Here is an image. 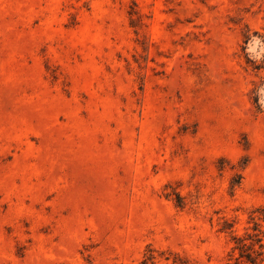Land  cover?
<instances>
[{
  "label": "rangeland",
  "instance_id": "1",
  "mask_svg": "<svg viewBox=\"0 0 264 264\" xmlns=\"http://www.w3.org/2000/svg\"><path fill=\"white\" fill-rule=\"evenodd\" d=\"M254 233L264 264V0H0V264H246Z\"/></svg>",
  "mask_w": 264,
  "mask_h": 264
},
{
  "label": "trees",
  "instance_id": "2",
  "mask_svg": "<svg viewBox=\"0 0 264 264\" xmlns=\"http://www.w3.org/2000/svg\"><path fill=\"white\" fill-rule=\"evenodd\" d=\"M251 236L250 243L246 244L244 238H238L237 247L240 249L239 256L244 258L243 262L246 264H260L261 261V243L257 233ZM257 245V247H255Z\"/></svg>",
  "mask_w": 264,
  "mask_h": 264
}]
</instances>
